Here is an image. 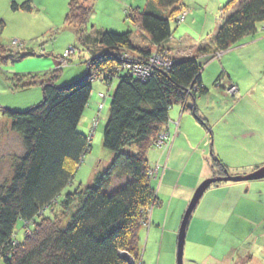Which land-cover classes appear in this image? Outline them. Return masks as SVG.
I'll return each instance as SVG.
<instances>
[{
  "label": "trees",
  "instance_id": "obj_1",
  "mask_svg": "<svg viewBox=\"0 0 264 264\" xmlns=\"http://www.w3.org/2000/svg\"><path fill=\"white\" fill-rule=\"evenodd\" d=\"M83 1L88 0L69 2L65 20L77 26L83 44L93 46L86 75L63 86L54 82L57 71L49 79L16 74L7 81L13 91L40 86L44 98L26 111L3 108L25 148L15 159L11 177L0 185V257L4 264H131L120 252L139 261L140 231L149 223L152 207L159 204L156 184L162 169L151 167L148 154L173 144L172 134L166 144L157 143L160 131L169 134L171 108L187 103L186 108L207 126L196 105L188 102L209 93L202 82L204 66L199 56L207 61L220 57L264 24V0H231L214 42L200 45L194 57L177 58L164 43L172 38L173 23L179 24L175 16L181 0H152L144 12L132 15L149 40L147 46L135 45L130 31L84 35L91 9ZM164 8L172 9L169 17L163 15ZM11 9L31 12L33 0L13 1ZM5 28L1 19L0 34ZM155 51L172 66L156 67L145 80L126 69L129 62L149 64ZM115 79L119 83L111 94L103 132L104 148L114 153L111 163L94 177L92 186L67 191L90 147L79 125L93 83L110 86ZM100 100L99 110L106 99ZM212 167L219 173L228 170L215 154ZM116 180L123 182L117 186ZM18 221L24 228L21 236Z\"/></svg>",
  "mask_w": 264,
  "mask_h": 264
},
{
  "label": "rangeland",
  "instance_id": "obj_2",
  "mask_svg": "<svg viewBox=\"0 0 264 264\" xmlns=\"http://www.w3.org/2000/svg\"><path fill=\"white\" fill-rule=\"evenodd\" d=\"M70 1L33 0V9L31 12H28L13 11L9 7L6 8L3 0H0V20L3 19L6 23V28L0 34V48L5 49V51L0 49V185L11 177L15 159L23 155L25 151L21 135L11 129V121L4 115L3 108L15 111H26L33 106L39 105L44 98L43 89L40 86H33L24 91H13L11 89L7 90V81L11 82L10 78L16 74L22 76L36 75L40 79H49L57 71V78L54 82L58 86H63L83 78L87 73V63L92 54L93 46L83 44L77 26L66 22L65 17ZM150 1L152 0L83 1L85 7L91 9L88 23L83 29L84 35L96 36L100 31L117 33L130 31L132 41L135 45L147 46L149 40L135 23L132 15L136 11L144 12ZM230 1L181 0L179 11L175 16V21L179 24L173 23L172 25V37L174 38L171 41L186 44L187 46L188 43L195 42L193 38H199L204 33L207 36V34L214 31L216 22L218 21L220 23L226 17L227 12L225 13L224 8ZM183 2L185 3V7L182 5ZM162 11L163 15L169 17L172 9L164 8ZM16 41L18 43H15ZM212 41L210 39V43ZM244 43L246 45L239 46L240 48L238 47L239 44ZM239 44L223 52L220 57L212 59L209 63L218 62L221 66L220 70L223 66V68L228 69L231 76L244 82H246V77L249 76V72L255 71L259 73L256 84L259 83L258 86H262L264 83V76H262V74L264 75V24L258 28L257 33L244 38ZM72 48H74V51L66 56L67 51ZM154 54L156 57H165L158 51H155ZM133 56L130 55V57ZM206 63L202 61L201 65L204 66ZM166 65L172 66L171 64ZM133 66L135 65H132L131 69H136ZM158 66L161 65L156 61L152 62L151 66H149L150 69L146 70L147 74L142 80L148 78ZM116 70L118 71L119 69ZM222 81L219 79L215 87L224 89L230 98L237 99L239 96L237 85ZM118 83L119 81L116 79L110 86L100 81H94L93 83L90 105L86 109L79 125V131L84 132L90 139V147L77 168L72 184L68 185L67 191H76L80 187L86 188L92 186L94 177L104 172L106 170L105 168L111 163L114 153L104 148L103 132L111 105V94L114 92ZM99 88L102 90L100 93L105 95L103 99H106L104 109L101 111L97 108V105H99L98 98L100 99ZM218 88H214L213 85V88L210 90ZM186 105H183L184 111L189 110L186 108ZM94 107L95 115L92 117L91 114ZM89 112L90 117L86 119L85 117ZM97 115L98 118L95 119ZM168 136H171L170 131L169 134L165 129L160 131L157 136V143L159 145L166 144L165 141L166 139L168 141ZM191 146L186 143L177 149V153L181 156L182 164L189 158V148L191 154L193 153V147L191 149ZM162 150L159 149V152L156 153L157 158L154 161L148 159L154 170L157 165L162 167L161 172H158L161 179L170 165L173 166L175 163L179 164V160L172 158V163L166 167L164 165L165 160L162 158ZM151 151L153 153L156 152L154 149ZM158 161H162L163 163H156ZM263 166L256 167L250 173ZM179 170L184 175V181L180 184L183 187L176 184L177 190H175V188L165 182L160 188L161 179L157 183V194L164 203L161 206L152 207V209L154 208V215L151 213L149 221L153 222V226L151 227L150 222L141 231L143 235V239L140 236L143 241V243L140 241L142 244L141 259L138 261L128 253L120 252V255L125 257L131 264H178V235L182 220L196 189L203 182L194 189L189 199L185 200L183 197L186 194L185 191L187 189L185 187L187 186L184 185L189 184L191 181L190 164L181 165ZM214 171V176L212 177L225 176L227 172L230 174L228 170L225 173H219L218 169H214ZM263 179L242 182L247 185V183L257 182ZM122 182L116 180L114 185L120 186ZM230 182L232 181L221 183ZM221 183L212 184L206 192ZM245 185L244 189L246 188ZM259 186L253 185V188L247 193L250 198H254L255 203L258 202L259 196L256 194L258 190H255L254 187ZM174 190L175 192L173 193ZM204 195L196 206L187 228L183 258L184 264H264L263 215L258 221H255V224L251 222L250 226L244 219L248 215L247 212L241 213L239 210L232 211L234 207L232 194H229L225 199L228 204L224 214L227 218L225 223L220 224L216 222L215 218L218 216H213L212 219L205 221L207 224L204 237L199 235L200 239H197L199 241H193L190 238L192 226L194 227L197 223H201L204 217L203 215H199L201 209L199 204ZM244 197L247 196L244 195ZM229 208L231 210L228 211ZM250 211H252V214L256 213L258 216L260 214L259 211L264 212V207L260 206V208H253ZM152 216L155 218L154 221ZM21 226H23L22 222L18 221L16 227L20 234L19 236L24 232V228H21ZM150 227L151 231L148 232ZM25 231L31 233L30 229H26ZM192 256L198 262L203 263L191 261ZM0 264H4L1 257Z\"/></svg>",
  "mask_w": 264,
  "mask_h": 264
},
{
  "label": "crops",
  "instance_id": "obj_3",
  "mask_svg": "<svg viewBox=\"0 0 264 264\" xmlns=\"http://www.w3.org/2000/svg\"><path fill=\"white\" fill-rule=\"evenodd\" d=\"M13 1L22 3L26 0H3L4 6L11 9V3ZM182 5L185 7L184 2ZM221 24L222 21L220 23L217 21L214 31L207 34V36H205L204 33L199 38H193L195 42L188 43L187 46L186 44L171 41L174 37L166 41L164 46L173 57H194L196 56L198 47L200 45L209 44L210 39L213 40L212 42H214L215 35L219 31ZM244 45H246V43L241 45L239 44L238 47ZM199 60L201 62H207L204 64L201 77L203 84L209 89V93L207 95H197L194 98H190L188 102L190 105H196L199 116L207 122V126L202 124L194 116L190 109L184 111L181 104L174 105L170 110V123L168 124V130L172 135H174L176 132L177 133L175 136H173L174 142L169 147V149L162 150V158L165 160L164 165L166 167L172 163V158L179 160V164H173L174 167L171 165L169 166L166 173L162 176V179L160 178V188L163 184H165V182L166 184L175 188V190H177L176 184L183 187V185L180 184L184 181V175L179 169L181 168V165L184 166L186 164H190L191 181L189 184L184 185L187 186L185 187V189H187V191H185L186 194L183 197L185 200L189 199L194 189L202 181L214 176L215 171L212 168L213 154H215L227 166L230 174H247L256 167L264 165V83L262 86H258L259 83L256 84L259 73L250 71L249 76L246 77V82H244L231 76L227 68H223L222 66L220 70L221 66L218 62L209 63L211 60L207 61L201 56H199ZM255 69L257 70L256 67ZM262 76L264 75L262 74ZM219 79L223 80L224 82H229V84L234 83L237 85L239 90V96L237 99L234 100L230 98L224 89L215 87L217 86L216 81ZM213 85L214 88L218 89L210 90L213 88ZM6 87L8 90V86ZM99 91L101 92L102 90L100 89ZM98 101V103H100L101 100L98 98ZM94 112L95 107L91 114L92 117L95 115ZM89 117L90 112L85 118L88 119ZM208 127L212 134L210 133ZM196 139L199 140L196 141ZM186 143L192 145L191 149L193 147V153L191 154L189 148V158H187L185 163L182 164L180 159L181 156L177 153V149ZM154 150L156 151L155 153L150 150L148 154V158L152 161L157 158L156 153L159 152V148H154ZM156 163L161 164L163 162L158 161ZM244 185L245 183L243 184V182L221 183L215 188H212L206 192L199 204L201 207L199 215L204 216L202 218L203 220L201 223H197V225L194 227L192 226V231L190 232V238L193 241H199L197 240L200 239L199 235L204 237V234L206 233L205 227L207 224L205 221L212 219L213 216H218L215 218L216 222L220 224L225 223L227 218L224 214L228 206L225 199L229 194H232L233 196L232 200L234 207L232 211L239 210L241 213L247 212L248 215H246L244 219L249 225L251 222L255 224V221H258L262 215V220H264V212L259 211L260 214L258 216L256 213H253V218V214L251 213L252 211H250L253 208H260V206L264 207V179L253 183H247V185H245V189ZM253 185H260L259 187H254L255 190H258L256 192V194L259 196L257 203L254 202V198H250L247 195L248 191L253 188ZM157 187L158 184H156V188ZM244 195L247 197H244ZM158 198L159 204L156 206H161L164 202L159 196ZM153 210L154 208L150 210V217L151 213L154 215ZM229 210L231 209L229 208L228 211ZM152 217L154 221L155 218L154 216ZM150 222L152 227L153 222L149 221V223ZM144 226H142L141 231L143 230ZM151 227L149 228L148 232L151 231ZM141 231L140 236L143 239ZM142 239L141 243H143ZM141 243L140 245L142 247ZM191 261L197 260L192 256Z\"/></svg>",
  "mask_w": 264,
  "mask_h": 264
},
{
  "label": "water",
  "instance_id": "obj_4",
  "mask_svg": "<svg viewBox=\"0 0 264 264\" xmlns=\"http://www.w3.org/2000/svg\"><path fill=\"white\" fill-rule=\"evenodd\" d=\"M263 178H264V166L257 169L256 171L252 173L245 174V175H240V174L230 175L227 172L225 176L211 177L203 181L201 185L196 189V192L194 196L192 197V200L190 201V204L182 220V224H181L179 235H178L177 263L184 264V259H183L184 258V248H185V242H186V237H187V228L190 223V219L200 199L202 198V196L205 194V192L208 190V188L212 184H217V183L226 182V181L242 182L246 180H257V179H263Z\"/></svg>",
  "mask_w": 264,
  "mask_h": 264
},
{
  "label": "built area",
  "instance_id": "obj_5",
  "mask_svg": "<svg viewBox=\"0 0 264 264\" xmlns=\"http://www.w3.org/2000/svg\"><path fill=\"white\" fill-rule=\"evenodd\" d=\"M15 43H18V42L16 41ZM72 51H74V48H72V49H70L69 51H67L66 56H67L69 53H71ZM155 61H156L158 64H160L161 66H164V65H166V64H171V61L165 59L164 57H156V56H154V57L150 60V63L147 64V65L144 64V63H134V62H129V63L126 64L125 67H126V69H127L128 71L131 72V74H132L133 76H137L138 78L143 79L144 76L147 74V73H146V70H147V69H150L149 66H151V63H152V62H155ZM132 65H135V66H133V67H135L136 69H131ZM165 67H170V66H169V65H166ZM97 78L101 79L100 81H104V80L102 79L103 76L101 77V76L98 75ZM145 79H146V78H145ZM100 97L105 98V95H104L103 93H100ZM99 108H100V110L103 109V108H104V104H100V107H99Z\"/></svg>",
  "mask_w": 264,
  "mask_h": 264
}]
</instances>
